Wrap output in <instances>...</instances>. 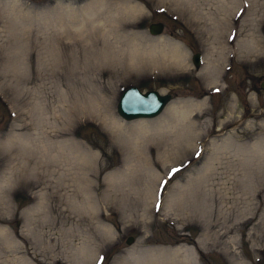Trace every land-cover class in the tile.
Segmentation results:
<instances>
[{
  "label": "rangeland",
  "instance_id": "rangeland-1",
  "mask_svg": "<svg viewBox=\"0 0 264 264\" xmlns=\"http://www.w3.org/2000/svg\"><path fill=\"white\" fill-rule=\"evenodd\" d=\"M90 1L0 0V181L10 182L5 189L11 206L9 213L0 212V264H180L178 254L183 264H264V157L256 158L264 148V0H237L222 39L212 26L221 19L213 0H192L197 9L183 0H125L143 10L115 22L123 50L175 42L185 60L155 67L141 61L129 68L106 108L108 117L153 129L170 108H190L196 134L172 146V161L151 143L133 155L124 142L128 126L113 135L73 113L69 68L59 72L52 66L45 43L55 41L56 14L80 11ZM101 1L113 7L124 0ZM156 23L163 32L152 36L148 27ZM70 32L74 39L64 43L76 46L79 35ZM246 34L259 46L244 42ZM247 45L250 55L236 54ZM197 53L199 69L192 63ZM212 58L216 65L209 75L202 68ZM98 80L107 84V77ZM131 87L170 95L171 101L156 118L125 121L117 104ZM25 123L28 128L17 127ZM13 134L28 137L26 150L2 145ZM67 138L73 142L72 171L63 172L58 185L41 147L50 152L55 141ZM22 155L37 166L26 179L29 188L18 173ZM83 155L89 156L86 175L78 167ZM174 167L181 171L170 177ZM178 189L183 196L171 203ZM150 192L155 198H148ZM87 199L93 210L86 209ZM130 237L134 241L127 245Z\"/></svg>",
  "mask_w": 264,
  "mask_h": 264
},
{
  "label": "bare ground",
  "instance_id": "bare-ground-1",
  "mask_svg": "<svg viewBox=\"0 0 264 264\" xmlns=\"http://www.w3.org/2000/svg\"><path fill=\"white\" fill-rule=\"evenodd\" d=\"M183 1H185V5H188L189 7L194 6V8L197 9L196 5H192V0ZM205 1L207 0H203V2ZM213 1L215 8L220 10L221 19H215L212 22V26L214 32H219L221 38L223 33H226L230 29L228 17L235 7L237 0ZM142 10L143 6L139 3H132L125 0L119 1L113 7L106 6L101 0H91L85 4L80 11L67 8L64 15L60 12L58 15L56 14L54 16L55 18L53 17L56 37L54 42L45 43V52L47 53V57H51L54 60L52 66L56 70L66 72L67 68H69L71 74L70 81L72 89L74 90L73 113H75V115L87 116L96 120L102 129L113 135L120 134L122 129L128 126L130 127L131 132H128V136L125 137L124 142L131 153H134L133 155H135V149L151 143L155 146L158 153L164 151L167 157H169L166 159L172 161L175 156L176 148L172 146L178 145L177 142L181 137L184 138L186 134H192L193 136L196 134L194 121L189 119L188 115V113L191 112L190 108L187 112L170 108L165 115L166 118L155 121L157 125L153 129L149 128V123L146 122H137L124 126L123 123L116 119H109V113L106 110V108L111 107L115 91L118 85L126 79L124 76H127L129 68L132 67L136 69L142 64L141 61H144L145 64L147 61L149 62V65L155 67L159 62H162L160 65L167 63L181 65L185 60V52L180 48L179 44L175 42L167 43L166 41V45L164 46L166 48L161 49H159L158 46L151 44L147 51L136 46H130L127 51L123 50L118 42L122 35L120 34L121 30L118 31L117 29L119 27H115V24L121 22L118 20L120 16L126 15L133 18L139 15ZM45 18L47 19V17H44V19ZM71 30L72 34L76 33L77 36L79 35L80 40L77 44L78 47H80V51L75 50L77 49V44L76 46H71L64 43V39H70L72 37L70 36ZM249 35L246 34L243 41L248 44L251 41L257 43L256 37H251ZM214 38L215 41L219 39L217 36ZM249 39L251 41H249ZM159 42L162 41L160 40ZM249 45L243 50L237 48L235 50L236 54L242 55L243 57L250 55L253 50H250ZM258 46L259 43H257L256 47ZM220 50L223 52L224 45ZM215 65L216 60L214 58L210 60L207 59L202 71H204V73H209L210 75L211 69L214 68ZM98 76L107 77V84L102 85L99 83ZM211 79L212 81L216 80L215 77H212ZM96 104L100 109L94 107ZM68 110L70 116L72 111L71 109ZM38 119L41 122L40 116ZM17 127L28 128V125L25 123L17 125ZM36 128L37 130H41V125L37 124ZM54 128L59 132L56 125ZM175 138H177V141L175 140L174 142ZM27 139L28 137L24 134H13L10 136V140L3 142L2 145L8 143L7 146H10L11 143H13L20 147V149L26 150L27 145H29ZM72 147L73 142L70 138L55 141L53 143V149L50 152L46 151L45 147H41L43 155L46 154L44 160L51 163L50 168L53 169L54 175L57 176L58 185L61 183V177L66 174L63 172L68 171L70 174L72 171ZM263 153L264 148L260 150V155L257 154L256 158L261 161V154L264 157ZM22 157V161H24L23 159H25V155H22ZM88 157L89 156L87 155H83L78 166L79 169L84 171V175H86V171L90 167ZM36 158L37 156L33 159ZM31 162L32 159H26V162H21L18 167L19 177H21L22 184L26 188H29V182H27L26 179L30 178L31 175L34 176L37 171V166L32 167ZM8 183L10 182L5 179L0 181V212L5 211L9 213L11 210L10 203L6 199V194L10 191V189H5V187L9 186ZM180 192L181 189H178L177 193L170 198L171 203L172 201L178 203L180 197L183 196L180 195ZM82 195L88 197L87 194ZM150 197L155 198V194L150 192L148 198L151 199ZM88 199L85 203L87 205L86 209L93 210L95 207L88 202ZM103 229L105 230V228ZM0 232L5 235L4 229H0ZM176 257L178 260L177 262L183 264V256L178 254ZM158 263L161 262L158 261Z\"/></svg>",
  "mask_w": 264,
  "mask_h": 264
},
{
  "label": "water",
  "instance_id": "water-1",
  "mask_svg": "<svg viewBox=\"0 0 264 264\" xmlns=\"http://www.w3.org/2000/svg\"><path fill=\"white\" fill-rule=\"evenodd\" d=\"M37 2L40 0H30ZM163 32L161 23L151 24L149 33L153 36H159ZM200 54H195L192 57V63L195 68H199ZM138 100H145L146 103L141 104ZM171 101L170 95H161L156 91L141 92L137 88H129L125 90L117 104V113L125 121H133L138 119H152L159 116L165 106ZM134 241L133 238H128L127 245Z\"/></svg>",
  "mask_w": 264,
  "mask_h": 264
},
{
  "label": "snow or ice",
  "instance_id": "snow-or-ice-1",
  "mask_svg": "<svg viewBox=\"0 0 264 264\" xmlns=\"http://www.w3.org/2000/svg\"><path fill=\"white\" fill-rule=\"evenodd\" d=\"M239 15H240V16H243V15H244V12L241 11V12L239 13ZM230 39H235V37L232 36V37H230ZM215 91L219 92V89H216ZM137 102H139V103H141V104L146 103L145 100H138ZM200 154H201V153H199V152L196 153L197 156H199ZM180 171H181L180 168L174 167V168L171 169V171L169 172L168 175L171 177L172 175H175L176 173H179ZM168 183H169L168 180L163 181V183H162V187L165 186V185H167ZM156 207H157V211H159L160 208H161V205H157ZM105 256H107V253L105 254ZM100 259L103 261V260L105 259V257H101Z\"/></svg>",
  "mask_w": 264,
  "mask_h": 264
},
{
  "label": "flooded vegetation",
  "instance_id": "flooded-vegetation-1",
  "mask_svg": "<svg viewBox=\"0 0 264 264\" xmlns=\"http://www.w3.org/2000/svg\"><path fill=\"white\" fill-rule=\"evenodd\" d=\"M148 31H149V27H148Z\"/></svg>",
  "mask_w": 264,
  "mask_h": 264
}]
</instances>
